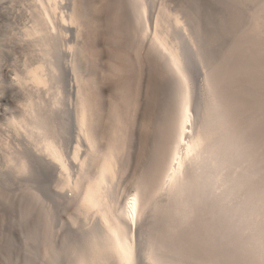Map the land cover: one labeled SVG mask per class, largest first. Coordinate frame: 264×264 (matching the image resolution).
Here are the masks:
<instances>
[{"label":"bare ground","instance_id":"obj_1","mask_svg":"<svg viewBox=\"0 0 264 264\" xmlns=\"http://www.w3.org/2000/svg\"><path fill=\"white\" fill-rule=\"evenodd\" d=\"M29 1L19 164L93 217L74 264H264V0Z\"/></svg>","mask_w":264,"mask_h":264},{"label":"rangeland","instance_id":"obj_2","mask_svg":"<svg viewBox=\"0 0 264 264\" xmlns=\"http://www.w3.org/2000/svg\"><path fill=\"white\" fill-rule=\"evenodd\" d=\"M29 2L0 0V264H74L77 241L82 240L79 237L86 230L83 224L90 223L93 217L73 218L75 214L66 189H60L61 178L54 171L41 167L38 156L26 168L19 164L23 154L37 153L40 144L37 133L26 128V96L21 93L19 84L20 78L38 63L30 39L22 36L29 24L32 8ZM216 3L214 0V10ZM216 41L215 46L221 47L222 40L217 38ZM124 188L120 186V193ZM74 221L78 224L71 223ZM66 228H71L76 238L72 236L68 240ZM49 245L58 251L50 250ZM54 255H58V261L53 260Z\"/></svg>","mask_w":264,"mask_h":264},{"label":"snow or ice","instance_id":"obj_3","mask_svg":"<svg viewBox=\"0 0 264 264\" xmlns=\"http://www.w3.org/2000/svg\"><path fill=\"white\" fill-rule=\"evenodd\" d=\"M191 61V56L189 57V55L185 56V65L187 66L188 63H190ZM205 67H208V65H205ZM196 97H194V101H193V112L195 113L196 111ZM66 232L69 234V240H71V237L73 235H75V233L73 232V230L71 228H66ZM138 254H139V246H138Z\"/></svg>","mask_w":264,"mask_h":264}]
</instances>
